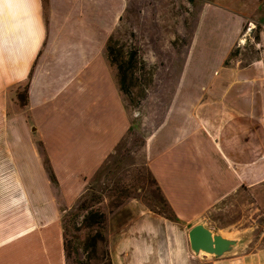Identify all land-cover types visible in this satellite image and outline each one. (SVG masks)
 <instances>
[{
  "label": "crops",
  "instance_id": "obj_1",
  "mask_svg": "<svg viewBox=\"0 0 264 264\" xmlns=\"http://www.w3.org/2000/svg\"><path fill=\"white\" fill-rule=\"evenodd\" d=\"M109 1L0 0V264H67L51 182L93 175L131 129L103 56L123 11ZM238 1L241 13L209 1L195 11L187 77L200 83L187 108L165 106L141 147L171 215L137 199L108 213L111 264H264V0ZM202 28L209 52L193 48ZM66 55L73 65L53 61ZM196 223L238 248L192 258Z\"/></svg>",
  "mask_w": 264,
  "mask_h": 264
},
{
  "label": "rangeland",
  "instance_id": "obj_2",
  "mask_svg": "<svg viewBox=\"0 0 264 264\" xmlns=\"http://www.w3.org/2000/svg\"><path fill=\"white\" fill-rule=\"evenodd\" d=\"M203 1L241 13L238 0H120L123 11L115 24L113 23L114 27L109 37L112 38L110 44L115 62L124 66L127 75L128 97L122 93L121 100L129 110L127 112L132 121L131 129L120 141L116 152L93 175L78 176L67 189H64L63 184L57 179L51 182L59 208L65 209L61 212L59 220L63 226L64 242L68 246L67 264H111L105 242L106 220L100 229L104 241H98L96 249L86 250L84 247L85 238L95 227L87 228L82 224L86 211L78 205L83 200H86L87 205H91L93 209L105 211L106 217L117 208V204L119 207L134 202L135 199L143 202L153 212L164 215L165 211L166 215H171L170 209L152 196V192H157V189L145 165L141 147L146 128L158 124V117L165 106L169 105V110L170 108L175 110L182 105L187 108L188 104L180 103L184 100L182 96H190L200 83V80L193 81L187 77L194 60L191 56L186 62V58L196 34L194 17ZM109 2L104 0L105 8ZM243 11V15L250 13L251 17L260 13L249 11L247 8ZM212 43L214 41L210 40L208 29L202 28L196 35L193 48L199 46L209 52ZM130 55L132 60L128 63ZM103 56L108 64L109 73L116 81L118 78L116 63H111L107 48ZM197 57L194 58L198 61L202 56ZM54 58L56 59V56ZM75 59L74 55H66L53 61L59 64L64 62L68 66L73 65ZM183 70H187L185 78L183 77V82L188 80L187 86L179 85L183 83L180 79ZM71 93V99L78 95L74 88ZM19 98L21 97H17L21 103ZM160 98H163V102H160ZM45 170L49 177L52 176L53 171L49 165H45ZM67 194L70 198H67ZM255 243L252 242V245ZM255 247H264V242H259ZM190 256L197 258L198 254L190 249Z\"/></svg>",
  "mask_w": 264,
  "mask_h": 264
},
{
  "label": "trees",
  "instance_id": "obj_3",
  "mask_svg": "<svg viewBox=\"0 0 264 264\" xmlns=\"http://www.w3.org/2000/svg\"><path fill=\"white\" fill-rule=\"evenodd\" d=\"M111 40H112V38L109 37L106 48H107V52L109 54L111 63L112 62L116 63L115 62L116 59L114 58L113 48L110 44ZM131 55H130V58L128 59V63H130L132 60ZM116 68H117L118 82H119L120 90L126 97H128L129 84L127 81V75H126V71L124 70V66L116 63ZM151 177H152V180H153L154 184L156 185V189H157V192L156 191L152 192V196L157 198L162 203L163 206L170 209V206H169L167 200L161 194L159 187L157 186L152 175H151ZM118 205L119 204H117V207H118ZM78 207H80L86 211L85 215L83 216L82 224H84V226L87 228L95 227V229L91 232V234H88L87 237L85 238L84 247L86 248V250L96 249L97 242L98 241H104V236H103L100 229L104 225V222L106 220L105 217H106L107 213H105V211L100 210L98 208L93 209L91 205H87L86 200H83L82 202H80ZM163 212L165 214V211H163ZM64 249H65V254L68 257L69 253H68V246H67L66 242H64Z\"/></svg>",
  "mask_w": 264,
  "mask_h": 264
},
{
  "label": "water",
  "instance_id": "obj_4",
  "mask_svg": "<svg viewBox=\"0 0 264 264\" xmlns=\"http://www.w3.org/2000/svg\"><path fill=\"white\" fill-rule=\"evenodd\" d=\"M188 239L195 254L204 252L217 257L236 250L240 243V238L225 237L203 223H196L188 230Z\"/></svg>",
  "mask_w": 264,
  "mask_h": 264
},
{
  "label": "bare ground",
  "instance_id": "obj_5",
  "mask_svg": "<svg viewBox=\"0 0 264 264\" xmlns=\"http://www.w3.org/2000/svg\"><path fill=\"white\" fill-rule=\"evenodd\" d=\"M199 254H201V255H207L206 253H204V252H200Z\"/></svg>",
  "mask_w": 264,
  "mask_h": 264
}]
</instances>
